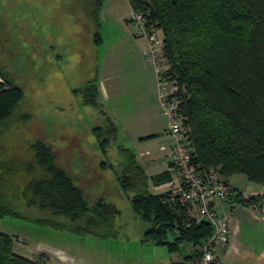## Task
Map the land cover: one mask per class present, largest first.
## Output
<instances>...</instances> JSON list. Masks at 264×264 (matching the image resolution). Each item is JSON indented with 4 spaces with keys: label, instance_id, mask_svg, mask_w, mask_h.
Masks as SVG:
<instances>
[{
    "label": "rangeland",
    "instance_id": "374dc122",
    "mask_svg": "<svg viewBox=\"0 0 264 264\" xmlns=\"http://www.w3.org/2000/svg\"><path fill=\"white\" fill-rule=\"evenodd\" d=\"M95 5V0H0V72L24 92L18 110L0 127V212L27 217H1L0 232L11 238L14 253L29 259L45 254L50 264H87L84 257L94 258V253L96 263L149 264L163 249L142 240L145 224L135 217L119 184V146L138 157L142 153L140 163L150 168L149 189L162 192L156 186L168 168L169 120L155 67L147 58V41L127 22L133 15L130 1L103 0L96 17ZM97 65L99 92L102 96V84L107 94L104 106L88 102ZM105 111L118 128L119 146L103 151L97 130L106 131ZM152 130L160 134L148 136ZM34 146L48 152L50 165L71 180L91 208L103 200L119 210L113 227L119 238H82L36 222L70 223L34 206L29 183L47 171ZM234 176L249 183L244 174ZM232 207L237 222L248 225L241 231L242 242L264 251L263 215L256 211L259 218L253 216L246 204ZM230 208L220 204L221 214L216 211L223 217L232 214ZM230 223L231 218L229 228ZM175 236L170 233L168 241ZM182 246L183 252L191 251V244Z\"/></svg>",
    "mask_w": 264,
    "mask_h": 264
},
{
    "label": "trees",
    "instance_id": "16d2710c",
    "mask_svg": "<svg viewBox=\"0 0 264 264\" xmlns=\"http://www.w3.org/2000/svg\"><path fill=\"white\" fill-rule=\"evenodd\" d=\"M129 1L133 13L143 15L148 26L163 34L165 76L177 88L171 98L178 101V112L190 130L189 142L198 166L202 170L219 168L225 178L244 174L251 183L263 186L264 0ZM95 4L94 17L103 0H95ZM90 93L89 104L97 106V79ZM23 99V90L0 72V127L12 118ZM104 113L106 131H97L106 151L119 145L118 128ZM35 149L47 171L29 183L34 206L68 218L70 223L36 222L81 237H118L113 227L119 210L103 200L91 208L71 180L50 165L48 152L43 147ZM119 149L123 169L119 184L129 196L133 212L145 224L144 238L170 248L183 243L198 247L207 241L212 226L198 221L187 209L170 207L166 203L170 194H151L138 157L122 146ZM238 196L237 203L243 204ZM8 216L27 218L0 212V218ZM170 233L176 235L172 243L168 241ZM48 260L45 254L29 259L14 253L11 238L0 232V264H46Z\"/></svg>",
    "mask_w": 264,
    "mask_h": 264
},
{
    "label": "built area",
    "instance_id": "2783aa9c",
    "mask_svg": "<svg viewBox=\"0 0 264 264\" xmlns=\"http://www.w3.org/2000/svg\"><path fill=\"white\" fill-rule=\"evenodd\" d=\"M129 24L136 29L139 38L147 41V58L155 67L161 105L169 120L166 134L171 143L167 160L170 169L178 175L180 184L166 203L170 207L187 209L193 216L197 212L200 217L198 221H205L213 228L211 237L198 246L199 256L194 264H222L218 248L219 245L228 243L230 230L228 218L218 214L214 207L215 202H230L241 195L243 204L264 216V185L258 194L240 193L227 182L219 168L202 170L198 166L189 142L190 130L184 125L178 112V101L171 98L177 88L165 76L168 67L164 59V39L160 35L161 31L148 26L144 16L137 13H133ZM162 151H167V148L162 147Z\"/></svg>",
    "mask_w": 264,
    "mask_h": 264
},
{
    "label": "crops",
    "instance_id": "0c3cea01",
    "mask_svg": "<svg viewBox=\"0 0 264 264\" xmlns=\"http://www.w3.org/2000/svg\"><path fill=\"white\" fill-rule=\"evenodd\" d=\"M146 45H147V43H146ZM97 80H98V65H97ZM97 89H98V97H97L98 102L102 106H104L103 100L107 101V96H106L107 94H105V88L101 84L102 96L99 92L98 86H97ZM103 95L106 97H105V99L102 100ZM108 116H109V114H108ZM109 117L111 118V116H109ZM145 117L146 116H144V120H145ZM111 119L113 120V118H111ZM149 119L150 118L147 116L148 122H149ZM151 127H153V126H151ZM156 132L157 131H153V130L149 131L148 136H155V135L160 134V133H156ZM141 156H142V153L139 155V157H141ZM139 157H138V159H139ZM164 165H167L168 168L167 169L163 168L162 174L160 175L161 181L156 186L157 191H159V190H163V191L160 193H153V191H151L149 189V186H148V191L155 196H162V195H167V194L171 195L173 192L177 191L179 184H180L178 175L170 169V165L165 164V162H164ZM159 166L161 167V165H159ZM142 167L145 169V171L150 170V168H148V167L146 169L144 164L142 165ZM226 180L232 187H235V188L239 189L240 191H243L244 194L255 195V194H258L262 189V185H256V184L251 183L250 181H249V183H247V180H245L243 178L239 179L235 176H231V177L226 178ZM154 192H156V190ZM240 193H242V192H240ZM126 195H127V193H126ZM128 199H129V196H128ZM129 202H130V199H129ZM235 202H237V200H232L230 202L217 200L215 202L214 207L217 211H218V207L220 204L221 205H225V204L229 205L230 204V206H231L230 212L232 213L230 215L226 214L223 216V217H227L228 219L231 218V223H230V228H229L230 236H229V241L226 245H223V244L219 245L218 256H219V258H221L222 264H264V251L258 250L254 246L251 247L250 245H245L242 242L241 237L244 236V232L241 233V231H244V229H246L248 225H247V223H240L239 224L237 222L236 217L233 215L234 214V210H233L234 207H232V205H234ZM250 213L253 216L258 217L256 210L252 209L250 211ZM135 217L139 218L136 214H135ZM262 219H264V216L262 217ZM262 223H264V222H262ZM144 230H145V228L143 229V239H142L143 242L152 243L157 248L161 247L163 249L162 250L163 252H161V254H159L160 255L159 258L153 259L149 264H194L196 258L199 256L198 247H195L193 245H192L191 251L189 253H185L182 251V249H183L182 244L179 245L180 247L178 246V247H173V248H170L168 246H158L153 241L144 238ZM87 237H91V238L100 240V238H96L94 236H87ZM82 238H84V237H82ZM111 238H113V237H111ZM115 238H119V235H118V237H115ZM95 255H97V254L94 253V258L90 257V255H87L86 257H84V260L87 261L86 262L87 264H101V263H96V261H94ZM48 258H49V260H48L47 264H50V262H52V260H50L49 256H48ZM123 264H127V262H124Z\"/></svg>",
    "mask_w": 264,
    "mask_h": 264
}]
</instances>
